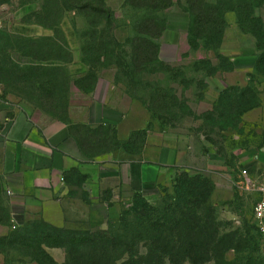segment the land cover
<instances>
[{"label": "trees", "instance_id": "1", "mask_svg": "<svg viewBox=\"0 0 264 264\" xmlns=\"http://www.w3.org/2000/svg\"><path fill=\"white\" fill-rule=\"evenodd\" d=\"M14 1V2H13ZM183 9L190 16L188 45L198 47L196 40H213L208 48L218 50L224 40L226 23L222 15L226 10L237 12L238 26L245 34L258 41L264 39V27L254 15L250 2L237 9L227 6L226 1L211 3L209 0H183ZM262 1H260L261 3ZM35 5L36 9L25 19L54 30V37L25 38L13 36L0 30V98L8 88L27 97V101L54 117L69 123V93L71 85L88 94L93 92L102 71L113 72L118 79L134 83L148 68L163 65L158 58V39L166 30V24L155 14L168 10L173 0H125L122 11H144L151 16L140 22H131L132 36L121 40L118 35L120 17L108 7L107 0H0V4ZM75 12L87 23L82 40V64L87 69L79 76L70 73L73 62L63 31L62 18ZM16 56L30 60L20 64ZM51 61L62 66H45ZM27 62V61H26ZM224 72H230L235 64L225 57ZM264 77V54L258 55L254 73ZM244 88L232 86L238 97L222 92L218 105L209 114L208 125L222 132L236 130L241 115L258 108L259 98L253 94V82ZM116 83V82H115ZM152 95L150 102H141L163 124L172 116L177 106L174 97L169 98L165 89ZM249 98V99H248ZM249 106L243 110V103ZM238 110V111H237ZM214 118V119H213ZM171 119V118H170ZM71 134L81 150L90 158H100L117 150L119 142L116 131L110 127L91 128L86 125H71ZM146 132L131 136L125 149L138 153L144 143ZM71 172L66 176L68 181ZM214 185L201 176H192L183 171L174 184V195L163 200V207H155L147 201L144 214L135 225H122L120 235H110L101 229H67L53 225H9L10 216L3 205V188L0 180V226L9 231L0 237L2 264H60L45 248H63L66 261L63 264H229L230 252H248L240 264H264L261 238L257 226L252 225L257 244L238 234L223 235L217 227L215 212L208 206ZM261 254V255H260Z\"/></svg>", "mask_w": 264, "mask_h": 264}, {"label": "crops", "instance_id": "2", "mask_svg": "<svg viewBox=\"0 0 264 264\" xmlns=\"http://www.w3.org/2000/svg\"><path fill=\"white\" fill-rule=\"evenodd\" d=\"M124 1L118 0L115 6L111 0H107V5L118 15L122 11ZM12 4L15 7L14 3ZM8 6L10 5L0 4V10H5ZM16 7L7 14L11 15V18L7 19L5 16L2 22L0 21V30L25 38L54 37L55 33L51 28L25 20L34 12L35 5ZM182 15L186 29V25L190 24V16L185 12ZM82 26L87 29L86 21L75 12L66 14L60 23L72 53L73 62L68 68L74 76L87 71L81 60ZM171 27L172 25H169L165 31V35L166 33L171 35V39L159 44L158 58L163 63L174 62L178 56V46L175 44H178L176 38L179 32L172 33ZM236 27L240 32L239 26ZM225 38L220 46L223 56L243 53L240 42H229ZM247 52L246 56L240 55L231 59L235 68L230 72H223L222 90L226 87L244 88L249 85L250 75L254 73L259 55L256 44L255 49H248ZM16 58L20 64H30V60L19 56ZM243 58H248L252 62L242 66L239 63ZM44 65L62 66L63 63L51 61ZM103 72L99 74V81L93 92L86 94L71 85L69 123L54 119L40 109L37 111L49 119L38 121L32 119L25 109L15 111L0 144V180L3 188V205L10 216L9 225H26L32 212L44 210L48 205L57 202L70 186L65 180L66 176L74 171L91 186L114 185L120 190L129 191L132 195H140L154 205L159 204L165 191L173 189L176 177L183 171L192 174L201 172L205 177L213 176L216 192L231 177L232 168L222 161L215 150L210 149L204 155L197 153L192 134L194 129L177 132L174 128H167L163 131V125L145 105L120 93L113 78L103 76ZM212 110L213 107L210 105L202 112ZM71 125L113 128L119 147L100 158H90L81 150L79 143L71 134ZM137 132H146L143 146L138 153H129L125 145ZM235 154L238 156L239 153ZM199 161L204 162L202 168L197 167ZM247 164L250 169L254 168L252 171L247 170L252 178L261 180L262 177L264 180V151L261 155L248 160ZM261 174L262 176L258 177ZM233 182L236 186L237 181ZM8 231L7 227L0 226V237ZM59 249L45 248L46 252L61 264L66 257H58Z\"/></svg>", "mask_w": 264, "mask_h": 264}, {"label": "rangeland", "instance_id": "3", "mask_svg": "<svg viewBox=\"0 0 264 264\" xmlns=\"http://www.w3.org/2000/svg\"><path fill=\"white\" fill-rule=\"evenodd\" d=\"M209 1L211 3L226 1L227 6L235 10L239 5L250 2L254 6L255 17L261 20L264 27V0ZM260 1L262 2L260 3ZM111 3L117 6L118 0H111ZM183 4V0H173V5L168 10L154 15L165 22L166 30L169 25H172L170 31L172 33L179 32L180 37L176 38L178 44H175L178 46V49L176 48L178 50L177 59L170 63L162 62L163 65H156L155 68H148L140 76H137L134 83L130 85L123 79L115 80L116 89L120 93L126 94L130 99L141 100L146 103L150 102L152 95L157 96L159 89H165L169 98L174 97L177 100V106L172 108L171 119L168 118L166 124L161 123L163 125L162 130L174 128L177 132H187L190 128L194 129L192 134L194 135L193 142L197 153L204 155L210 149L215 150L222 161L229 168H232L230 170L231 177L220 187L218 192L215 190L213 176L205 177L201 172L187 173L206 178L214 185L208 206L215 212L219 232L223 235L236 233L246 238L244 235L248 231L251 242L258 246L256 233L250 223L253 218L254 206L261 196L255 192H240L233 181H239L238 174L241 169L254 170L253 167L250 169L247 161L261 155L264 151V77L252 75L253 94L258 95L259 106L241 115L236 130L230 129L228 132H222L217 127L209 126L207 122L212 119L209 114L218 105L220 94L227 92L226 94L238 97L239 93L231 91L229 87L221 89L223 88L221 76L224 72L222 66L225 65V56L221 54L220 48L218 50L208 48L214 43L213 40H196L198 43L196 49L188 45L187 38L190 27L186 25V29H184ZM16 6L10 5L5 10H0V21L2 22L5 16L7 19L11 18V15L7 14L17 8ZM118 15L121 16L120 22H118V35L121 40L132 36V29L130 28L132 21L140 22L145 16H151L144 11L132 12L131 10L121 11ZM237 16V12H232L230 9L222 15L226 23L224 38L226 37L225 39L229 42L238 41L243 47L244 54L242 52L236 53L229 56L230 59L238 58L240 55H248V49H255L256 44L252 35L237 30ZM85 31L86 29L82 26L80 34L82 35ZM170 37L171 35L169 36L167 33L165 35L164 32L158 39V43L171 39ZM258 45L263 47L261 52L264 54V39L258 41ZM261 52L257 50L258 54ZM251 62L248 58H243L239 64L247 66ZM103 76L114 78L113 72L110 71L103 72ZM7 91L8 93L0 98V144L16 110H27L34 120L49 119L37 111L36 106L28 102L27 97L23 94L10 88ZM248 99V103L244 102L242 105L243 110L250 104ZM210 105L213 107L212 111L202 112ZM240 150L241 152H239ZM235 153H239L238 156ZM203 164V161H199L197 167L202 168ZM68 183L70 186L67 187L57 202L48 205L44 210L35 211L29 215L28 220L33 222V225H53L72 230L101 229L110 235L122 236V225H135L137 218L144 214L143 207L146 200L140 195H132L129 191L120 190L114 185L91 186L86 179L78 175L68 179ZM173 195L174 187L163 193L159 204H149L162 208L163 200ZM62 249L57 250L60 258L66 257L65 250ZM248 254V252H230L227 259L229 264H240V261ZM3 259L4 257L0 255V264L3 263Z\"/></svg>", "mask_w": 264, "mask_h": 264}, {"label": "built area", "instance_id": "4", "mask_svg": "<svg viewBox=\"0 0 264 264\" xmlns=\"http://www.w3.org/2000/svg\"><path fill=\"white\" fill-rule=\"evenodd\" d=\"M261 176L262 174L258 175V177ZM236 187L240 192H255L261 196L254 206L252 222L257 226L260 234L262 253L264 256V180H262V177L261 180L252 178L250 173L246 169H243L240 172V178L236 183Z\"/></svg>", "mask_w": 264, "mask_h": 264}]
</instances>
